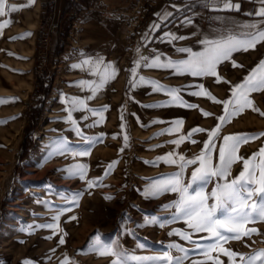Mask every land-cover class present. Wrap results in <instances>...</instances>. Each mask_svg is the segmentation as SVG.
Masks as SVG:
<instances>
[{"label":"rangeland","instance_id":"374dc122","mask_svg":"<svg viewBox=\"0 0 264 264\" xmlns=\"http://www.w3.org/2000/svg\"><path fill=\"white\" fill-rule=\"evenodd\" d=\"M9 8L18 10L8 11ZM35 8L25 0H6V15L0 17V23L7 22L0 30V264H64L65 260L69 264H111L113 257L99 255L104 248L129 257L183 255L169 247L173 244L188 250L185 264H191V259L205 261L192 252V244L170 234L191 232L172 207L179 194L169 191L153 197L147 190L180 170V161L170 164L158 158L169 153H174L172 159L177 160L181 155L196 158L209 140L208 132L221 124L218 117L224 114L223 104L203 94L194 95L199 91L197 86L203 85L219 101L231 99L232 87L243 82L264 60V48L260 47L264 43H258L254 50L234 51L228 61L218 65L217 74L222 80L216 83L213 76L197 77L178 74L168 67H146L157 57L163 65L168 60L189 59V54L177 52L178 48L172 45L135 52L130 41L124 44L121 57L105 61V67L111 65L108 72L114 70L116 75L101 83L105 67L98 72L92 63L85 64L89 58L82 51L67 48V53L58 57L55 49L61 37L57 34L51 40L47 76H40L46 77L44 83L50 95L43 116L33 129L30 154L20 162V145L25 129L32 126L28 116L40 78L35 73L40 7L38 11ZM184 48L193 53L204 50L196 46ZM233 63L242 67L234 68ZM150 82L175 89V98L158 91ZM249 99L259 112L246 108L223 123L210 153L211 164L218 167L223 137L247 136L248 142H242L237 149L236 155L241 159L231 165L226 178L192 183L190 194L203 190L210 195L217 184L230 183L238 177L243 160H249L254 168L264 159L259 155L264 148V116L260 115L264 112V92H253ZM73 100L82 103L74 106ZM204 112L210 115H202ZM69 113L75 125L69 121ZM174 121L183 123L175 125ZM76 128L82 135L77 134ZM195 128L204 131L193 133L191 140L184 139L178 147L172 143L181 136L187 137ZM169 129H173L171 134ZM84 152L89 154L81 155ZM254 154L256 159L252 160ZM77 165L86 166L83 179L76 172ZM198 167L199 162L186 166L184 184L190 183L191 173ZM256 178L259 179V171ZM89 181L93 182L92 187ZM260 199L259 194H254L251 202L259 203ZM213 202L209 200V204ZM229 213L230 206L225 205L216 216L226 219ZM57 215L60 220H53ZM49 224L58 228L43 227ZM247 227H255L259 234L231 239L223 247L245 257L264 251V221ZM61 237L65 240L63 245L59 243ZM209 242L200 241L202 246ZM217 255L229 264L228 257L212 253L213 258ZM236 259L239 262V257ZM129 264L153 262L130 259ZM206 264L213 261L207 260Z\"/></svg>","mask_w":264,"mask_h":264},{"label":"snow or ice","instance_id":"6c2138e0","mask_svg":"<svg viewBox=\"0 0 264 264\" xmlns=\"http://www.w3.org/2000/svg\"><path fill=\"white\" fill-rule=\"evenodd\" d=\"M33 0H28L31 4ZM261 7L251 15L258 17H264V0H260ZM240 5L233 3L232 0H223V7L221 9L213 10H235L239 11ZM16 8H9L8 11H17ZM6 15V0H0V17ZM171 16L170 12L164 13V19ZM6 21L0 23V30L6 25ZM190 23V21H189ZM159 27V25H154ZM244 28L254 29L255 31H248L242 33L240 36L228 35L227 37L220 39H204L201 43L204 45V50L201 52L193 53L189 48H178L176 51L179 53H188L189 59L179 62L168 60L166 64L159 63V57L153 60L151 63L146 64V67H168L178 74H190L192 76H213L215 82L220 83L222 78L217 74V67L221 63L228 61L231 54L234 51H248L249 49H255L256 45L260 42H264V29L260 28L257 24L242 25ZM172 40H182L185 37L171 35ZM85 64L91 63L89 60L84 61ZM97 71L99 72V65L103 64L102 60H98ZM74 67H78L74 66ZM137 67L139 64L137 63ZM233 67H242L233 63ZM111 65H107L104 70V75L101 78V83L108 79L115 78V71L108 72ZM135 75V69L132 70ZM143 82V77H141ZM228 83V81H223ZM153 83V86L158 91H164L165 93L173 95L175 98V89H164L158 82ZM199 91L193 93L200 96L205 95L208 99L213 100L215 103L223 104L224 114L218 117L221 122L212 131L208 132L209 140L204 144V150L194 159H186L184 156H179L177 159H172L174 153H169L165 157L158 158L164 160L166 163L178 164L179 172L173 174L170 178H167L161 182H155L147 190L148 193L156 197L164 192H174L179 194L178 201L172 205L179 214L184 218V223L191 230L190 233L177 232L170 234H177L183 240L193 245L192 252L198 256H202L205 261L199 259H191V264H206L207 260H212L213 264H224L219 259V255L213 258L212 253L218 252L228 257L229 264H264V251L255 253L254 255L245 257L244 255L237 253L233 250L225 249L223 243L231 239H242L243 237H251L253 234H259L255 227L248 228L250 223H256L264 221V159H261L259 164L252 168L250 167L249 160H243V170L239 173L236 179H233L230 183L217 184L216 187L209 194H206L203 190L196 191L195 194H190L189 189L192 183L202 181L208 183L211 178L219 177L221 179L226 178L230 174V167L233 163L239 161L241 158L236 155L239 145L244 142H248L250 139L247 136L241 135H228L223 137L224 144L219 148V161L218 167H213L211 164V155L213 148V141L220 132V127L223 123L231 121V118L243 112L246 108H253V110L259 112L258 108H255L249 96L253 92H264V60H261L259 64L254 68L247 76L244 77L243 82L234 85L231 89V99L225 101H219L210 93L204 89L203 85H198ZM3 103V101H0ZM71 103L75 106L81 104L82 101L73 100ZM189 108H194L195 105H187ZM75 110V109H74ZM94 111V110H93ZM204 116L210 115L207 112L202 113ZM260 115L264 116V112ZM103 119V116H101ZM69 121L75 125V121L72 120L71 113H69ZM175 125H180L182 121L172 122ZM78 135H82L78 128L75 129ZM204 131L200 128H195L187 134V137L181 136L179 139L174 140L172 143L177 147L183 142L184 139L191 140L193 133ZM173 129L168 130V134H171ZM164 134V133H161ZM264 135V134H261ZM127 141V137L124 138ZM254 139V138H252ZM195 143V141H191ZM88 152H84L81 155H88ZM260 157L264 158V148L259 150ZM256 159V154L251 158ZM199 162V167L192 171L191 180L189 184L183 183V175L187 165H193ZM112 166L110 165L109 168ZM259 171V179L256 178V172ZM76 172L79 173V178L83 179L86 166L77 165ZM75 174V173H74ZM89 187L93 186V182H88ZM256 185V187H252ZM254 194H259L261 199L259 203H253L252 198ZM111 199V197H106ZM214 201L209 204V200ZM78 203V201H73ZM225 205L230 206V213L226 219H219L216 216L217 210L223 208ZM165 208L169 206H164ZM76 219V217H71ZM53 220L59 221L60 216H54ZM47 228H58V225H45ZM200 233H207V236H198ZM232 234V235H228ZM193 236H198V239H193ZM50 239V237H49ZM201 240H209L210 242L206 246H202ZM59 243L63 245L65 240L60 238ZM170 248L176 249L182 253L181 256H171L168 253L159 257H129L126 253L115 251L112 248H104L99 251V255L102 257H113L111 264H129V260L136 261H152L153 264H185V260L189 258L188 250L179 245H170ZM239 257V262L237 261ZM24 264H31L30 261H25ZM64 264H69L65 260Z\"/></svg>","mask_w":264,"mask_h":264},{"label":"crops","instance_id":"0c3cea01","mask_svg":"<svg viewBox=\"0 0 264 264\" xmlns=\"http://www.w3.org/2000/svg\"><path fill=\"white\" fill-rule=\"evenodd\" d=\"M25 1L28 3V0ZM232 2L240 5L239 11L213 10L221 9L223 0L158 1L148 9L136 28L135 36L129 35L125 39L121 36V26L125 16L129 14L132 0H88L84 8L80 2V14L72 23L61 56L67 53L65 50L67 48L79 53L82 51L96 69V60L103 61V64L99 65L100 72L104 69L106 60L124 54V44L130 41L134 43L135 52L145 47H148L146 50L148 51L168 45L176 48L188 46L204 48L201 43L204 39H220L228 35L240 36L242 33L255 31L242 25L257 24L264 29V17L251 15L261 7L260 0H232ZM28 5L36 7L37 11L40 7L41 13V0H33ZM66 9V3L61 2L60 45L65 32L64 25L67 22ZM165 12L171 13L167 19L163 18ZM170 18H175L176 22L161 30ZM154 25L159 27L154 28ZM169 34L185 39L172 40ZM260 47L264 48V45Z\"/></svg>","mask_w":264,"mask_h":264},{"label":"built area","instance_id":"2783aa9c","mask_svg":"<svg viewBox=\"0 0 264 264\" xmlns=\"http://www.w3.org/2000/svg\"><path fill=\"white\" fill-rule=\"evenodd\" d=\"M158 1L167 2L169 0H132L129 14L126 15L121 26V36L123 39L129 35L135 36L137 26L147 14L150 7ZM44 6V16L41 21V30H38L39 43L37 49V66L35 73L37 76H47L48 59L51 53L52 38L62 31L60 3L65 2L67 6V18H72V23L80 14V0H41Z\"/></svg>","mask_w":264,"mask_h":264},{"label":"trees","instance_id":"16d2710c","mask_svg":"<svg viewBox=\"0 0 264 264\" xmlns=\"http://www.w3.org/2000/svg\"><path fill=\"white\" fill-rule=\"evenodd\" d=\"M87 1L88 0H80V2L83 5V8L85 7ZM65 11L67 12V9ZM61 21H62V19H61ZM66 21L67 22L64 25L65 32L63 35L62 44L57 49H55L56 54L58 56H61L63 54V47L65 44V39L68 37L69 31L72 28L73 19L67 18ZM175 22H176L175 18H170L169 21H167L163 25V27H161V30L172 25ZM45 80H46V77L38 78V90H37L36 95H35V100H34V103L32 105L31 112L29 113V116H28L29 121L32 123V126L27 127L25 129V134L23 136V140H22L21 145H20V154H19V161L20 162L25 161L30 154V151L34 145V133H33L34 130L33 129H34V127H36L38 125L40 119L42 118L44 108H45L46 99L50 95V90L47 87H45V83H44Z\"/></svg>","mask_w":264,"mask_h":264},{"label":"bare ground","instance_id":"6f19581e","mask_svg":"<svg viewBox=\"0 0 264 264\" xmlns=\"http://www.w3.org/2000/svg\"><path fill=\"white\" fill-rule=\"evenodd\" d=\"M43 16H44V6L42 4V8H41V13L39 15V20H40V24H39V30H41V21L43 19ZM38 36V35H37ZM39 43V36L37 37V40H36V45H38ZM35 53H36V57H37V49H35Z\"/></svg>","mask_w":264,"mask_h":264}]
</instances>
